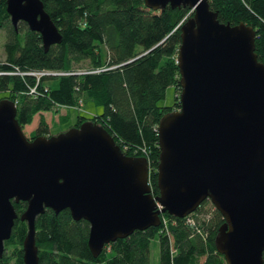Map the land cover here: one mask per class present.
<instances>
[{"label":"water","instance_id":"95a60500","mask_svg":"<svg viewBox=\"0 0 264 264\" xmlns=\"http://www.w3.org/2000/svg\"><path fill=\"white\" fill-rule=\"evenodd\" d=\"M147 7L188 6L177 62L180 107L159 119V192L143 155L124 153L102 124L84 119L50 135L28 137L16 104L0 98V255L24 200L23 264H38L35 216L67 207L89 222L87 244H104L134 229L158 226L161 213L185 216L210 199L223 214L215 236L227 264L264 262V62L256 30L220 20L209 0H143ZM19 20L37 30L44 49L62 34L41 0H6Z\"/></svg>","mask_w":264,"mask_h":264},{"label":"trees","instance_id":"16d2710c","mask_svg":"<svg viewBox=\"0 0 264 264\" xmlns=\"http://www.w3.org/2000/svg\"><path fill=\"white\" fill-rule=\"evenodd\" d=\"M5 1L0 0V28L6 36L0 71L16 66L29 71L23 77L15 72H0V98L15 102L18 123L23 126L39 113L31 137L50 135L42 111L61 104L76 107L79 100L91 98L102 105L101 112L90 116L78 114L75 125L91 119L113 134L124 153L147 154L151 191L158 193L157 127L163 113L174 109L158 101L173 83L178 88L176 98L180 106L177 55L180 26L191 13L190 8L168 4L163 9H152L143 0H41L62 34L59 42L44 49L39 32L30 29L25 21L19 20L14 27ZM209 3L218 11L220 20H244L254 27L256 51L264 62V0ZM36 69L71 72L42 75L36 83L30 73ZM34 84L35 91L29 92ZM143 144L146 153L140 148ZM205 202L206 199L182 217L165 211L161 218L166 217V224L161 220L158 226L134 229L104 244L97 256H92L87 244L86 219H73L67 207L58 212L45 207L34 220L38 264H149L150 241L155 236L159 240L160 264H227L215 243L224 216L214 208L212 213L198 217ZM25 205L24 200L14 202L18 216ZM18 216L10 236L4 240L0 264H23L21 245L27 225Z\"/></svg>","mask_w":264,"mask_h":264},{"label":"rangeland","instance_id":"374dc122","mask_svg":"<svg viewBox=\"0 0 264 264\" xmlns=\"http://www.w3.org/2000/svg\"><path fill=\"white\" fill-rule=\"evenodd\" d=\"M5 31L4 29L0 28V59L5 58V51L3 42L5 40ZM21 77L24 76L23 72L19 74ZM41 78V76H40ZM39 78V79H40ZM47 81H53L55 82V79L45 78ZM178 88L173 83L169 84L166 87L165 95L162 97L158 103L161 105H172V107L179 108L178 105L179 100L176 98V92ZM181 89H179L180 92ZM3 94V91H0V97ZM102 105L97 104L93 102L91 98L85 99L78 107H65L61 105H57V107L53 109H48L42 111L45 119L47 120L48 127L50 129L51 134L57 133L61 130H64L68 128L69 126L76 124V118L78 114H83L86 116H90L93 114H97L101 112ZM39 117V113H35L31 119L30 122L25 123L23 126H21L23 132L26 136L31 137V133L35 129V124L37 122V119ZM84 120V119H83ZM81 122V121H80ZM79 122V123H80ZM78 123V124H79ZM77 124V125H78ZM32 128V129H31ZM149 165V164H148ZM150 171V170H149ZM216 208L213 202L210 199H206V202L203 204L201 210L198 211V217H204L207 213L213 212V209ZM150 252H149V264H160L159 260V240L158 236H155L150 241ZM10 250V247H9ZM8 250V252H9ZM13 259V258H12Z\"/></svg>","mask_w":264,"mask_h":264},{"label":"built area","instance_id":"2783aa9c","mask_svg":"<svg viewBox=\"0 0 264 264\" xmlns=\"http://www.w3.org/2000/svg\"><path fill=\"white\" fill-rule=\"evenodd\" d=\"M76 71H79V70H76ZM0 72H3V73H14L15 72V73H18V74H21V72H23V74L29 73V71L23 70V69H19L17 66L15 68H13V70L10 69V70L0 71ZM69 72H71V70L36 69V70H31L30 71V73L35 76L36 83L39 81V78L42 75H60V74H67ZM34 91H35V84L32 85V86H30V88H29V92H34ZM81 102L82 101L79 100L78 106L81 104ZM61 106L67 107L65 104H61ZM78 106H76V107H78ZM140 148H141V150L143 152L146 153V148H145V145L144 144L141 145ZM145 156L147 157V154H145ZM149 170H150V168H149ZM162 220H163V223L166 224V221H167L166 217H163ZM188 221L193 222V220L190 219V218H188Z\"/></svg>","mask_w":264,"mask_h":264},{"label":"crops","instance_id":"0c3cea01","mask_svg":"<svg viewBox=\"0 0 264 264\" xmlns=\"http://www.w3.org/2000/svg\"><path fill=\"white\" fill-rule=\"evenodd\" d=\"M47 121V120H46ZM36 125V124H35ZM32 129V128H31Z\"/></svg>","mask_w":264,"mask_h":264}]
</instances>
